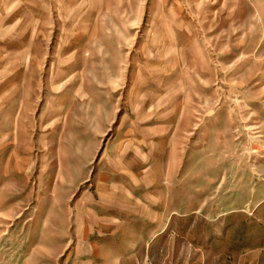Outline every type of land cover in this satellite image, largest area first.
<instances>
[{"label": "rangeland", "instance_id": "obj_1", "mask_svg": "<svg viewBox=\"0 0 264 264\" xmlns=\"http://www.w3.org/2000/svg\"><path fill=\"white\" fill-rule=\"evenodd\" d=\"M0 264H264V0H0Z\"/></svg>", "mask_w": 264, "mask_h": 264}]
</instances>
